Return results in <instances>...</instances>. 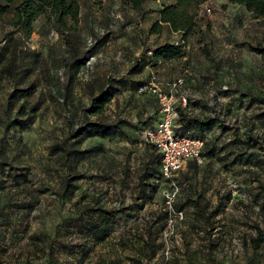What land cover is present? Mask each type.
<instances>
[{
	"label": "rangeland",
	"instance_id": "rangeland-1",
	"mask_svg": "<svg viewBox=\"0 0 264 264\" xmlns=\"http://www.w3.org/2000/svg\"><path fill=\"white\" fill-rule=\"evenodd\" d=\"M80 3L79 20L67 29L44 15L29 34L13 25L14 10L0 17V264H170L152 255L172 241L165 236L172 189L177 209L194 213L188 197L208 214L219 209L209 222L193 217L202 237L178 226L174 253L191 250L182 264H264L261 238L260 253H248L257 228L264 232V104L250 97L264 96V59L250 49L262 42L264 22L243 6L211 0L189 37L167 29L154 35L163 2L139 9L124 0ZM165 44L183 52L158 59ZM179 79L187 104H175L177 132L203 139L207 155L172 183L142 137L161 119L159 96ZM33 85L30 95L17 93ZM110 87L113 101L88 117L92 100ZM194 120L208 125L202 130ZM87 122L110 125L113 134ZM112 238L143 240L151 255L105 254Z\"/></svg>",
	"mask_w": 264,
	"mask_h": 264
},
{
	"label": "trees",
	"instance_id": "trees-1",
	"mask_svg": "<svg viewBox=\"0 0 264 264\" xmlns=\"http://www.w3.org/2000/svg\"><path fill=\"white\" fill-rule=\"evenodd\" d=\"M93 1L100 2L102 0H93ZM147 1L149 0H124L125 4L131 7L132 9L142 8ZM151 1L163 2V4L160 10V17L151 26L150 33L154 35H160L164 31V29H167L172 33L182 34L185 38H187L198 27V21H197L198 9L202 5L210 2L211 0H151ZM228 1L233 5L245 7L247 11L250 12L255 19L264 22V0H228ZM12 10H14L13 25L18 28H23L27 33L31 34L33 33L34 30V23L37 21L39 17L44 15L46 16L50 15L54 19L56 25L59 28H63V29L68 28V24H67L68 20L77 23L81 13V3L80 0H0V17L7 15ZM250 49L252 52L256 53L257 55H260L264 59V36L260 44H258L257 46H250ZM181 52H183L182 46H174L171 44L162 45L155 50L157 58L161 60L173 59ZM80 69L81 66L77 65L76 71L78 72ZM263 90H264V86H263ZM35 91H36V87L33 85L27 89L18 90L17 93L23 96H28ZM116 92L117 90L115 88L110 87V89L104 92L100 97L94 98L92 100V104L90 108L87 110V116L92 117V116L102 115L105 111L106 106L113 101ZM250 97L254 101L264 104V96L251 95ZM31 112L35 113L36 109L33 108ZM28 114L29 112L24 107L20 108L19 110L20 117H25ZM181 116L186 117L183 113H181ZM194 122L196 126L202 130H204V127H207L208 125V124H204V122H201L199 120H194ZM91 126L97 127L98 129L102 130L105 136H109L113 134L112 127L110 125L87 122L85 128ZM79 135H81V133L76 134L75 137ZM2 149H3V145L0 146V151ZM63 151L65 152L66 155L70 156L71 151L67 143L63 145ZM206 153H207V145H206L205 153L203 155L204 159L207 155ZM159 157L161 162L160 154ZM191 162L199 164L197 161H191ZM187 201L188 204H193L197 208L199 216L203 217L206 220V222H209L210 218H212L214 215H216L219 212V209H215L214 211L211 212L212 214L206 215V207L208 206L204 208L201 207L200 206L201 204L197 200H192L191 197H188ZM177 210L185 212L184 210H180V209ZM165 215L167 222L168 220L167 211ZM257 233H258L257 239L252 240V248L254 250H258L260 247V243H259L260 238H261L260 242L262 246H264V232H262L257 228ZM100 235L102 234L100 233ZM95 237L97 238L99 237L97 233L95 234ZM100 237L106 238L104 236H100ZM50 253L51 252H49L48 254Z\"/></svg>",
	"mask_w": 264,
	"mask_h": 264
},
{
	"label": "built area",
	"instance_id": "built-area-1",
	"mask_svg": "<svg viewBox=\"0 0 264 264\" xmlns=\"http://www.w3.org/2000/svg\"><path fill=\"white\" fill-rule=\"evenodd\" d=\"M184 81L179 79L171 88L168 95H160L161 119L147 128L143 133V141L154 147L161 156V174L168 182L174 183L187 164L197 161L202 164L206 143L200 138L182 135L177 132L176 123L179 117L175 104L182 100L187 104V98L179 95ZM179 96V97H178ZM166 207L168 212L166 237L172 238L171 244L165 250L166 259L169 260L174 250L180 246L181 238L178 235V226L186 220L185 212L175 208L178 190L172 189L166 193Z\"/></svg>",
	"mask_w": 264,
	"mask_h": 264
},
{
	"label": "crops",
	"instance_id": "crops-1",
	"mask_svg": "<svg viewBox=\"0 0 264 264\" xmlns=\"http://www.w3.org/2000/svg\"><path fill=\"white\" fill-rule=\"evenodd\" d=\"M190 206H192V207H190ZM200 206L204 208V206L202 204ZM188 207H190L191 211H194V213L190 214L191 212H187V209H184V208L180 209V210H184L186 213V220L182 224H180V226L183 229H186L187 233L185 234V236L188 235V231H192L194 236L199 235L200 237H202L203 231H200L199 234H196L197 232H199V230L193 229L194 228V218L193 217H199L200 220H204V218L199 216L198 210L193 204H189ZM206 215H209V214L206 212ZM158 222L160 223L161 221H158ZM113 239L114 238H112V240L110 242V246H108V248H106V250L104 252L105 254H133V255H137V256H139V254H142L143 256L151 255V254H148L150 251H148V248L146 247V243L143 240H135V241L131 240L128 242L127 240H122V239H119V240L114 239L113 240ZM118 241L120 242V244H118ZM159 241H161L160 238H159ZM218 241H220V240H218ZM165 243H166V241H165ZM138 245L140 246L138 249V251H140V253L137 251ZM196 245H197V242L194 241L192 243V246L196 247ZM105 247H107V246H105ZM202 248L203 247L200 246V249H202ZM218 249H220V248H218ZM152 251H154V250L152 249ZM260 251H259V249L254 250L253 248H249L248 253L249 254L250 253L259 254ZM190 252H191V250L189 248H180L177 252L173 253L172 257L170 258L173 260V261H171V263L173 262L174 264H179L178 262H180V264H182V261L180 260V258L189 257ZM163 255L165 256V253H163V250H162L161 254L160 253L159 254L153 253L152 256L153 257L156 256L154 260L158 261V260L162 259L161 256H163ZM217 255L219 256V254H217ZM176 256H177V258L175 259ZM132 257H134V256H132ZM176 260H179V261H176Z\"/></svg>",
	"mask_w": 264,
	"mask_h": 264
}]
</instances>
